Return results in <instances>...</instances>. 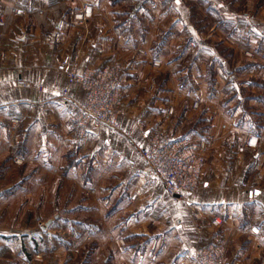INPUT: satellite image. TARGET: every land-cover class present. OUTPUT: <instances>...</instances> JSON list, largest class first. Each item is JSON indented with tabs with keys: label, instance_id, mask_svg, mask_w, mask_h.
Wrapping results in <instances>:
<instances>
[{
	"label": "crops",
	"instance_id": "obj_1",
	"mask_svg": "<svg viewBox=\"0 0 264 264\" xmlns=\"http://www.w3.org/2000/svg\"><path fill=\"white\" fill-rule=\"evenodd\" d=\"M80 1L0 0V264H72L68 237L85 236L83 264H198L187 255L214 241L232 264H264V0H90L87 24ZM76 53L79 72L124 65L119 129L73 131L65 94L83 90L56 57ZM146 129L207 136L210 186L185 200L135 179Z\"/></svg>",
	"mask_w": 264,
	"mask_h": 264
},
{
	"label": "built area",
	"instance_id": "obj_2",
	"mask_svg": "<svg viewBox=\"0 0 264 264\" xmlns=\"http://www.w3.org/2000/svg\"><path fill=\"white\" fill-rule=\"evenodd\" d=\"M14 13L24 15L25 11L22 8H15ZM94 15L95 5L90 0H81L79 6L74 9L76 23L87 24ZM191 45L195 48L198 43L192 40ZM140 51L145 55L149 53L146 49H140ZM246 53L254 56L252 50H247ZM79 59V53L73 57H56L58 67L66 73L69 81L83 90L81 99L65 94L71 100L69 122L73 131L80 139H84L92 129L102 125L119 129L118 117L122 112L123 104L120 79L125 69L124 65L114 61L103 68H88L84 72H79ZM152 63L159 66L162 60L155 57ZM18 84L26 86L29 81L21 79ZM198 106H200V101L196 100L194 107ZM169 111L173 113L174 107H170ZM11 121L19 125L22 119L13 117ZM142 137L145 142L139 144L138 152L145 159L146 168L141 172H136L135 179L143 177L147 186L162 184L167 192L185 200H188L192 192L210 186L207 167L209 138L207 136L177 139L163 130L146 129L142 131ZM257 143L258 137L248 138L249 145L256 146ZM16 161L21 163L23 159L16 157ZM129 164L134 168L137 161L131 159ZM242 184L247 188L251 201L257 200L263 193L259 186L251 185L247 181ZM222 222L221 216L214 217V224L220 225ZM254 230L259 231L257 228ZM120 241L126 244L123 237H120ZM188 256H191L198 264H231L225 244L217 241L197 246Z\"/></svg>",
	"mask_w": 264,
	"mask_h": 264
},
{
	"label": "rangeland",
	"instance_id": "obj_3",
	"mask_svg": "<svg viewBox=\"0 0 264 264\" xmlns=\"http://www.w3.org/2000/svg\"><path fill=\"white\" fill-rule=\"evenodd\" d=\"M199 45V44H198ZM246 56L250 57V58H253L255 56V52H254V56H249L247 55L246 53ZM114 62V61H112ZM110 62V63H112ZM119 62V61H118ZM108 63V64H110ZM107 64V65H108ZM106 66V65H105ZM104 66V67H105ZM103 68V67H102ZM120 83H121V79H120ZM196 100H199V99H195L194 102ZM200 101V100H199ZM194 102H193V106H194ZM200 105H201V101H200ZM200 106L198 107H195V108H199ZM175 111V109H174ZM174 113V112H173ZM166 132V131H165ZM168 133V132H167ZM170 134V133H169ZM89 135H87L88 137ZM85 139V138H84ZM186 139V138H185ZM208 152H209V149H208ZM92 231V229H90ZM76 233V232H75ZM86 237V236H85ZM84 237V239H72V238H69L68 237V250H69V254H68V257H72L70 258L71 260V263L73 264H83L85 263V261L87 260V257L91 251V249H93V244H94V239L91 237V236H87L86 238ZM120 237H123V236H114L112 237V240L111 241H120ZM124 238V237H123ZM125 239V238H124ZM126 241V239H125ZM222 243V242H221ZM122 244V243H121ZM224 244V243H223ZM122 245H125V244H122ZM226 246V245H225ZM227 248V247H226ZM78 249V250H77ZM227 254H228V251H227ZM76 256V257H74ZM188 256V255H187ZM229 257V255H228ZM230 259V257H229ZM230 262H231V259H230ZM232 264V262H231Z\"/></svg>",
	"mask_w": 264,
	"mask_h": 264
},
{
	"label": "water",
	"instance_id": "obj_4",
	"mask_svg": "<svg viewBox=\"0 0 264 264\" xmlns=\"http://www.w3.org/2000/svg\"><path fill=\"white\" fill-rule=\"evenodd\" d=\"M53 220H54V218L50 219V220L47 221L46 223H43V224H42L43 227H44V228H47V227L52 223Z\"/></svg>",
	"mask_w": 264,
	"mask_h": 264
}]
</instances>
